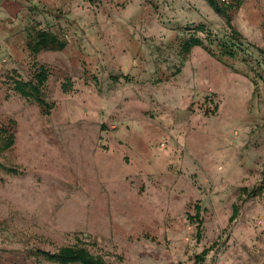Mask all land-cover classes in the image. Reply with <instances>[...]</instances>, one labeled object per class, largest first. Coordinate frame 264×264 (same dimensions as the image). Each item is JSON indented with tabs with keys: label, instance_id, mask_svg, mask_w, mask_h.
I'll list each match as a JSON object with an SVG mask.
<instances>
[{
	"label": "rangeland",
	"instance_id": "1",
	"mask_svg": "<svg viewBox=\"0 0 264 264\" xmlns=\"http://www.w3.org/2000/svg\"><path fill=\"white\" fill-rule=\"evenodd\" d=\"M218 2L240 36L204 0H0V264L76 245L105 264H264V189L246 199L264 186V0ZM35 30L66 48L35 55ZM190 38L214 56L184 54ZM40 67L47 114L14 91Z\"/></svg>",
	"mask_w": 264,
	"mask_h": 264
},
{
	"label": "trees",
	"instance_id": "2",
	"mask_svg": "<svg viewBox=\"0 0 264 264\" xmlns=\"http://www.w3.org/2000/svg\"><path fill=\"white\" fill-rule=\"evenodd\" d=\"M208 6L213 10V12L222 17L227 27L231 30L233 36H240L232 27L231 25V17H230V8L218 2V0H204ZM202 29V28H201ZM264 36V35H263ZM208 39V45H212L213 38L209 35L206 37ZM217 43L216 48L218 50V56L220 58H229L230 60L237 59L239 56V51L237 48L234 47L233 44H229L223 40L216 41ZM206 46L202 41L194 38H190L189 41L184 43L181 47V51L184 54H188L190 50L194 47H199L205 50L210 56H214L212 50H210L209 46ZM28 46L31 51L37 55L41 52H61L63 51L67 43L64 40H59L55 35L41 30H35L29 36ZM35 83L23 82L20 80H16L14 82V91L20 97L28 100L33 101L36 105L40 107L44 114L50 112L51 107L43 100L41 94V88H43L45 82L47 81V72L43 67L39 68V71L35 72L34 75ZM65 87V86H63ZM14 145V138L10 135H7L4 129H0V152H4L9 150ZM0 168L3 169L2 166ZM6 172L15 174V170L13 169H6ZM264 179V178H263ZM264 181V180H263ZM264 186H261L258 189H254L253 191L247 192L246 191V199L255 197L260 192H262ZM196 215L198 217L200 214L199 206L195 207ZM238 215L237 207H233L232 214L229 219V223H232ZM201 231V224H197V235H200ZM207 251H203L198 258L201 256H205ZM34 256L42 257L46 262L51 264H105L104 260L100 256H94L90 254V252L84 248L83 246H72V247H63L59 249L56 253L44 252L37 250L33 253Z\"/></svg>",
	"mask_w": 264,
	"mask_h": 264
}]
</instances>
